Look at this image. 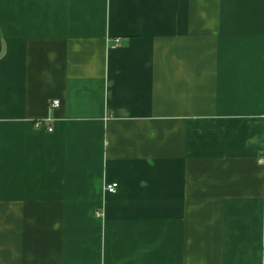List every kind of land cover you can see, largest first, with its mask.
I'll return each instance as SVG.
<instances>
[{"label": "crops", "instance_id": "obj_1", "mask_svg": "<svg viewBox=\"0 0 264 264\" xmlns=\"http://www.w3.org/2000/svg\"><path fill=\"white\" fill-rule=\"evenodd\" d=\"M0 264H264V0H0Z\"/></svg>", "mask_w": 264, "mask_h": 264}, {"label": "built area", "instance_id": "obj_2", "mask_svg": "<svg viewBox=\"0 0 264 264\" xmlns=\"http://www.w3.org/2000/svg\"><path fill=\"white\" fill-rule=\"evenodd\" d=\"M117 41H118V39H117ZM51 105H52V107H58L60 105V100H54ZM38 125H40V123H38ZM52 129H53L52 127H49V130H52ZM117 189H118V183L117 182L109 183L105 187V191H107L109 193H115V192H117Z\"/></svg>", "mask_w": 264, "mask_h": 264}]
</instances>
